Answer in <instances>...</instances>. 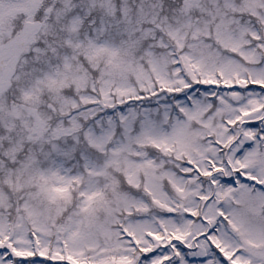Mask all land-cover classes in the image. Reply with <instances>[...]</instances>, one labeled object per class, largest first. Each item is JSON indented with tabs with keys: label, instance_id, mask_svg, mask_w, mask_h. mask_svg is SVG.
Masks as SVG:
<instances>
[{
	"label": "snow or ice",
	"instance_id": "snow-or-ice-1",
	"mask_svg": "<svg viewBox=\"0 0 264 264\" xmlns=\"http://www.w3.org/2000/svg\"><path fill=\"white\" fill-rule=\"evenodd\" d=\"M0 264H264V0H0Z\"/></svg>",
	"mask_w": 264,
	"mask_h": 264
}]
</instances>
